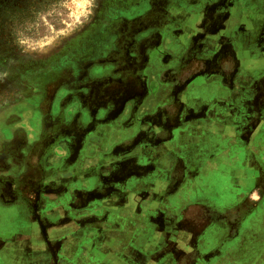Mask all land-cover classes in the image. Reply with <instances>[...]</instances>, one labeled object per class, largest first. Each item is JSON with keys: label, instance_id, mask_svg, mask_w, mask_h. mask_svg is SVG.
Returning <instances> with one entry per match:
<instances>
[{"label": "crops", "instance_id": "obj_1", "mask_svg": "<svg viewBox=\"0 0 264 264\" xmlns=\"http://www.w3.org/2000/svg\"><path fill=\"white\" fill-rule=\"evenodd\" d=\"M195 31L178 43L203 56L171 54L121 113L79 104L0 172V264H264V0H230ZM147 207L166 213L154 232ZM162 231L172 244L153 250Z\"/></svg>", "mask_w": 264, "mask_h": 264}, {"label": "rangeland", "instance_id": "obj_2", "mask_svg": "<svg viewBox=\"0 0 264 264\" xmlns=\"http://www.w3.org/2000/svg\"><path fill=\"white\" fill-rule=\"evenodd\" d=\"M215 1L0 0V165L7 157L3 148L22 152L21 147L28 146L32 151L35 132L46 139L58 138L60 127L76 105L96 113L112 103L121 113L127 96H138L142 87L128 77L131 74H123L124 79L116 77L140 68L147 48H160L162 40L177 39L183 45L192 34L197 35L196 27L213 24ZM227 2L218 3L224 6ZM203 7L212 9L201 19L197 14ZM188 13L192 16L186 18ZM196 35L194 41H198ZM136 57L142 59L132 68ZM45 147L46 142L37 148L38 156ZM27 155L31 157V153ZM144 213L151 220L144 229L159 230L160 217L166 213L155 214L152 207ZM130 226L136 227V222ZM162 232L160 240L151 244L153 250H165L172 244L168 231ZM260 232L264 235V228ZM106 242L108 249L118 251L133 242L140 244L129 237H111ZM261 246L264 243L259 238L255 248ZM108 259L120 263L118 255ZM184 261L189 264L191 258Z\"/></svg>", "mask_w": 264, "mask_h": 264}, {"label": "flooded vegetation", "instance_id": "obj_3", "mask_svg": "<svg viewBox=\"0 0 264 264\" xmlns=\"http://www.w3.org/2000/svg\"><path fill=\"white\" fill-rule=\"evenodd\" d=\"M228 1H230V0H228ZM219 2V0L217 1H215L214 3H212L214 6V8L212 9V8H207V7H203L204 9H201L200 11V13L199 14H197V15H201V13L203 14V17H204V15H205V13L206 12H208L210 9H212V10H214V13L217 15V11H220V9H223L226 5L224 4V6H221V4H219L218 3ZM228 3V2H227ZM205 10V11H204ZM190 16H192V13H188L187 15H186V18H188V17H190ZM214 22H216V18H215V20H214ZM213 22V23H214ZM194 32H196L197 33V35L196 34H192L191 35V37H189L188 38V42L190 43V42H193L194 41V39L195 38H193V36H197L198 37V45L200 44V38L202 37V32L201 31H199V32H197V31H195L194 30ZM172 40V39H171ZM174 40V39H173ZM174 42H176V43H174ZM174 42L173 41H165V40H162L161 42H160V48H156V47H153V49H146V50H144L143 51V53L145 54H147V57H144V62H141L140 61V63L142 64V66L140 67V68H137V69H133V71H131V72H128V73H122L121 74V76L120 77H116V78H120V79H124V78H121V77H123V74H131L130 76H128L129 78H131L133 81L135 80V82L139 85H141V87H142V92H144V85L140 82L141 80L139 79L141 76H145V77H148V83L146 84V86H147V88H149V90H150V92H152V89L151 88H154L155 87V84H156V80L155 81H153L152 79L156 76V75H158V73L160 72V70H164L165 69V67L166 66H168L167 64H168V62H171V60H172V62H174V60L173 59H168V60H166L167 58H170V55L171 54H176V53H178V55L177 56H181V57H184V54H186V55H188L189 57H193L192 56V54H188V53H185L186 51H185V49H183L180 45H179V43H180V41H179V43H178V40L177 39H175L174 40ZM187 42V43H188ZM195 45H196V43H194ZM174 45H177V49H174ZM166 47H168V49L166 48ZM176 47V46H175ZM165 48H166V50H165ZM200 51H201V49H199ZM145 51H147V52H145ZM197 51H198V49H196V51H195V54L197 53ZM195 54H193L194 56H195ZM200 55H202V51L200 52ZM200 55L199 56H196V57H200ZM203 56V55H202ZM140 59H142V58H140V57H136L135 59H133L132 60V62H135V60H136V63L133 65V64H131V66H132V68H133V66L134 67H136L137 66V63L139 62V60ZM166 60V61H165ZM131 62V63H132ZM178 62V60L175 62V63H177ZM124 77L126 78V75H124ZM114 80H117V79H114ZM121 82L122 83H124L122 80H121ZM152 83V84H151ZM124 88V87H123ZM136 89V88H135ZM142 92L141 91H139L138 93V97H140V96H143L142 95ZM141 98V97H140ZM78 108V106H76V108L74 109V110H76ZM82 108H85V107H82ZM89 109V108H88ZM73 110V111H74ZM73 111H71V112H73ZM58 115H60V111H58ZM66 121V120H65ZM65 121L63 122V124H62V126L60 127V130H63L62 128L64 127V125H65ZM61 133V134H60ZM36 134H40V133H36L35 132V134L34 135H36ZM58 134L59 135H62V134H64V132H58ZM53 137V136H52ZM27 138V137H26ZM51 138V137H50ZM10 139V141L11 140H13L14 138H9ZM57 139V138H56ZM5 140V139H4ZM16 141H19L20 142V139L18 138V140H17V138H15V142ZM24 142V141H23ZM30 144V143H29ZM33 145V144H32ZM25 147H21V151L22 152H16V151H14V149L13 148H9V149H7V148H3V149H6L7 151L5 152L6 153V155H7V157L4 159V164H2L1 163V165H0V172H4V171H7L9 168H13V167H17V166H21L22 164H20V163H18V162H20V160H22V159H25L26 158V156H27V154L28 153H31L32 151H33V149H32V151H28V150H30V147H26L25 149H24ZM24 149V150H23ZM17 164H19V165H17ZM7 183H11L10 182V180H8V181H5L4 179H1L0 180V186L1 185H7ZM6 189H9L10 188V186L8 185V186H6L5 187Z\"/></svg>", "mask_w": 264, "mask_h": 264}]
</instances>
